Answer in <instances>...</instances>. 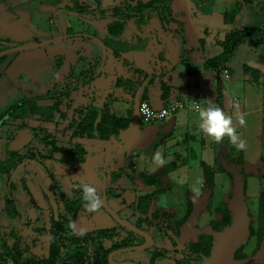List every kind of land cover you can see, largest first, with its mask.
<instances>
[{
    "label": "rangeland",
    "instance_id": "obj_1",
    "mask_svg": "<svg viewBox=\"0 0 264 264\" xmlns=\"http://www.w3.org/2000/svg\"><path fill=\"white\" fill-rule=\"evenodd\" d=\"M121 1L0 0V52L27 47L0 56V117L26 99L72 90L54 122L25 120L29 126L17 137L31 133V126L47 128L58 145L75 148V143H81L86 149L82 160L69 163L51 158L49 145L32 139L17 151L23 156L21 162L0 177V215L18 208L22 216L13 213L12 221L10 216L0 219L1 239L13 242L20 233L33 253H46L53 217H70L67 204L80 198L77 185L93 184L101 195L104 176L107 181L110 172L122 170L116 184L106 182L108 203L151 233L154 242L148 249L119 253L118 259L153 264L151 257L159 252L155 262L167 264L190 255L191 243L200 236L211 235L210 256L203 255L192 264H264V231L260 233L264 71L255 73L249 65L264 62V44L248 37L222 72L206 66L229 29L225 15L244 0H173L171 22L163 9L146 13L137 9L130 21L88 15L95 10L93 15L115 12L107 7ZM128 1L134 5L139 0ZM130 4L120 6L119 12L127 13ZM205 10L211 11L209 16L202 15ZM198 16L207 24L193 25L196 30L201 27L195 34L186 20L197 21ZM133 34L137 43L131 40ZM151 73H164L163 79L146 83L139 96L153 105L164 104V81L172 89V100L188 99L187 109L179 112L182 116L142 121L137 139L121 129L119 136L109 140L78 137L69 141L75 111L91 101L105 102L114 116L130 117L134 97L115 91V83L119 77L143 81ZM209 99L232 118L238 137L245 141L243 150L228 137L216 142L199 128L196 105L207 106ZM20 123L8 118L1 128V159L7 150L11 153L10 136L20 132ZM28 186L42 195L43 209L34 204ZM10 192L15 201L9 202ZM227 210L233 213L232 225L219 232L213 222ZM115 225L118 221L101 207L96 213L81 212L73 230L83 233ZM122 231L129 229L123 226ZM132 236L131 242L143 240L141 235Z\"/></svg>",
    "mask_w": 264,
    "mask_h": 264
},
{
    "label": "trees",
    "instance_id": "obj_2",
    "mask_svg": "<svg viewBox=\"0 0 264 264\" xmlns=\"http://www.w3.org/2000/svg\"><path fill=\"white\" fill-rule=\"evenodd\" d=\"M173 0H147L146 2L139 0L136 4L132 5L128 0H122L119 4L107 7V9L114 8L115 12L105 13L98 15L93 11L88 14L90 18L99 19L110 17L112 19H120L121 21H130L131 16H137V9H145V13L153 10H166L167 17L171 22L173 19V9L171 5ZM131 5V10L127 13L119 12L122 5ZM135 8V10H133ZM82 14L81 12H79ZM225 21L229 25V29L225 34L224 39L221 41L220 51L209 57L206 60V66L210 68H217L222 72L228 62L233 57L236 49L242 43L246 42L248 37H253L254 41L258 44H264V2H255L254 0H244L238 3L235 8L225 15ZM134 35V34H133ZM134 43H137L135 35L133 36ZM206 43V42H205ZM255 73H259L260 69L252 67ZM163 74H148L143 81L130 80L128 78L119 77L115 83V91L120 93L131 94L134 97L143 101L139 96L141 90L145 88V84L153 79H163ZM163 89L162 100L163 105H166L172 99L171 87L164 81H161ZM222 89L218 87V103L223 100ZM72 90L60 92L59 94L48 93L44 97L29 98L16 106L10 108L3 116L0 117V138L2 135L1 128L6 123L8 118H14L21 121L18 128L20 132L13 133L10 136L11 140L15 139L27 125L25 120L35 119L45 122H54L57 115L61 114V104L64 98L71 95ZM149 102V101H148ZM134 109V108H133ZM133 114L130 117H117L111 114L109 105L105 102L97 104L94 101L88 103L83 107H79L70 121V128L72 129L70 142L75 138H99L102 140H109L112 137L119 136L121 129L129 130L132 132ZM31 132L37 131L36 136L32 139L39 142H44L49 145L48 152L51 158L58 159L59 162L69 163L75 159L82 160L86 153L85 147L81 143H75V148L68 146H60L57 143L56 136L47 128H38L31 126ZM125 139V137H124ZM9 142V143H10ZM57 154H59L57 156ZM23 156L18 153H10L8 150L3 159L0 158V177L11 173L21 162ZM55 160V159H54ZM56 161V160H55ZM104 166V165H102ZM205 167L206 177H209L210 171L207 165ZM101 168V167H100ZM122 170H116L108 174L110 184H116ZM13 186V185H12ZM34 204L40 207L33 198L29 186L27 187ZM9 202L15 201L13 192H10ZM10 203H6L5 208H9ZM67 208L71 216L53 217L52 220V233L48 241V250L43 254L33 253L30 247L21 239V234H16V239L10 242L7 239H1V229L3 222H0V264H119L113 258L110 259L113 251L118 248H125L132 246L131 242L135 238L132 235H143L139 232L127 227L129 232H122L123 225H115L107 228H98L92 231L83 233L74 232V224L78 215L85 211L83 202L80 198L67 204ZM224 210V209H223ZM22 216L18 208L9 210L5 215H0V219L10 216L12 214ZM12 221V220H11ZM233 222V213L230 210L226 211V215L219 221L213 222L214 228L219 232H224L227 228L231 227ZM260 233L264 231V198L262 199L261 212H260ZM139 228L140 225H138ZM18 227L13 228L17 232ZM211 235H202L199 240L191 243L190 255L179 260H173L167 264H192L200 260L201 256L209 257L211 253ZM143 241V240H142ZM140 243V242H139ZM160 255L159 252H154L151 257L153 264L155 258ZM121 260L120 262H123Z\"/></svg>",
    "mask_w": 264,
    "mask_h": 264
},
{
    "label": "clouds",
    "instance_id": "obj_3",
    "mask_svg": "<svg viewBox=\"0 0 264 264\" xmlns=\"http://www.w3.org/2000/svg\"><path fill=\"white\" fill-rule=\"evenodd\" d=\"M199 116V128L207 136L213 138L216 142H221L228 137L231 142L238 148H245V141L240 139L233 126L232 118L227 116L224 110L216 106L209 99L207 106L197 105ZM239 123L243 125L245 120L243 116L239 118ZM80 189V198L83 202V208L86 213H96L102 207V197L99 195L95 185L90 183H81L77 185Z\"/></svg>",
    "mask_w": 264,
    "mask_h": 264
},
{
    "label": "water",
    "instance_id": "obj_4",
    "mask_svg": "<svg viewBox=\"0 0 264 264\" xmlns=\"http://www.w3.org/2000/svg\"><path fill=\"white\" fill-rule=\"evenodd\" d=\"M27 47H22V48H15V49H10L7 51H3L0 52V56L15 51V50H20V49H25ZM249 65L263 70L264 71V62L262 61H251L249 62ZM139 105H140V99L136 98L135 102H134V109H133V122H132V136L137 139L140 136V124H141V120H140V113H139ZM37 134V131L22 135L20 137L15 138L12 142L10 147L11 149V153H15L18 150L22 149L23 147H25L30 141L31 139H33ZM31 193L34 197V199L36 200V202L38 204L41 205V202L43 200L42 195L40 194L39 191L31 188ZM106 180L104 181V186H103V195H102V206L112 215V217L114 219H116L121 225H125L139 233H142L145 237H146V241L145 243L141 244V245H136V246H131V247H127V248H123L120 249L121 251L123 250H141V249H146L152 246L154 239L152 238V236L150 235V233L146 230H143L141 228H139L138 226H136L135 224H133L131 221H129L126 218L121 217L108 203L107 201V194H106ZM111 261L113 262V255L110 256ZM119 264H138L137 262H133V261H123V262H119Z\"/></svg>",
    "mask_w": 264,
    "mask_h": 264
},
{
    "label": "built area",
    "instance_id": "obj_5",
    "mask_svg": "<svg viewBox=\"0 0 264 264\" xmlns=\"http://www.w3.org/2000/svg\"><path fill=\"white\" fill-rule=\"evenodd\" d=\"M188 99L175 101L171 100L166 105H153L152 103L144 100L140 102L139 113L141 123L143 122H157L163 121L166 118L176 115L182 110L187 109ZM197 107V105H196Z\"/></svg>",
    "mask_w": 264,
    "mask_h": 264
},
{
    "label": "crops",
    "instance_id": "obj_6",
    "mask_svg": "<svg viewBox=\"0 0 264 264\" xmlns=\"http://www.w3.org/2000/svg\"><path fill=\"white\" fill-rule=\"evenodd\" d=\"M146 1H147V0H146ZM183 11H184V10H183ZM205 11H206V12H204V13L202 12V15L204 14L205 16H209L208 14L211 13V11H210V10H205ZM204 15H203V16H204ZM197 18H198L197 21L194 20V19H191V17H189L188 20H186L187 24L189 25V29L192 28V29L194 30L195 34L199 33V31L201 30V27H199L198 30H196V27H194L193 25H197V26L200 25V24H198V21H200L203 25H204V24H207V23H206V20H205L204 18H202L201 16H198ZM199 18H201V20H199ZM205 18H207V17H205ZM154 37H155V35L152 36V40L154 39ZM131 40L133 41V39H131ZM152 40H151V41H152ZM151 41H150V42H151ZM133 42H134V41H133ZM160 43H161L162 45L166 46V42H165V41H164V42L162 41V42H160ZM207 44H208V43H207ZM209 44H210V43H209ZM213 49L216 50V51H217V50L220 51V47H217V46L214 47ZM216 54H217V53H216ZM217 80H218V79H217ZM217 80H216V82H217ZM212 82H213V81H212ZM161 105H163V104H161ZM159 106H160V105H159ZM197 114H198V113H197ZM180 116H182V113H178V114L173 115V116H170V117H174L175 119H177V118H179ZM198 118H199V117H198ZM101 140H102V139H101Z\"/></svg>",
    "mask_w": 264,
    "mask_h": 264
},
{
    "label": "flooded vegetation",
    "instance_id": "obj_7",
    "mask_svg": "<svg viewBox=\"0 0 264 264\" xmlns=\"http://www.w3.org/2000/svg\"><path fill=\"white\" fill-rule=\"evenodd\" d=\"M14 140V139H13ZM13 140H11V142L13 141ZM10 142V143H11ZM104 165V164H103ZM101 167V168H100ZM98 171H100L101 173H103L102 172V166H98V169H97ZM104 174V173H103ZM106 180V176H104V181ZM107 182V181H106ZM103 186H104V183H103ZM106 191H108V189L106 188ZM106 194H107V192H106ZM102 195H103V188H102V194L100 195L101 197H102ZM107 197H108V195H107ZM34 198V197H33ZM35 200V199H34ZM36 201V200H35ZM107 201H108V199H107ZM37 203V202H36ZM38 204V203H37ZM44 204V199L42 200V202H41V205L40 204H38L40 207H42V209H43V206L45 205H43ZM36 205V204H35ZM103 207V206H102ZM104 208V207H103ZM105 209V208H104ZM118 213V212H117ZM119 214V213H118ZM120 215V214H119ZM60 216H64V215H60ZM70 216H71V213H70ZM112 216V215H111ZM121 216V215H120ZM54 217H58L57 216V214L54 216ZM122 217V216H121ZM69 218V217H68ZM124 218V217H123ZM119 223V222H118ZM120 224V223H119ZM134 224V223H133ZM136 225V224H135ZM123 226H125V225H123ZM136 226H138V225H136ZM127 227V226H126ZM141 227V226H140ZM141 229H143V230H145L144 228H142L141 227ZM121 231H122V229H121ZM147 231V230H146ZM122 232H124V231H122ZM140 234H142V233H140ZM143 235V234H142ZM150 235H151V233H150ZM152 236V235H151ZM143 237H144V239H143V241H141L140 243H138V244H135V245H141V244H143V243H145V241H146V237L143 235ZM153 238V237H152ZM128 247H131V246H128ZM125 248H127V247H125ZM120 249H123V248H118V249H116L115 251H113V258L116 260V261H121L122 259H118L116 256L119 254V253H122V252H125V251H128V250H123V251H121ZM146 249H148V248H146ZM125 261V260H124Z\"/></svg>",
    "mask_w": 264,
    "mask_h": 264
}]
</instances>
